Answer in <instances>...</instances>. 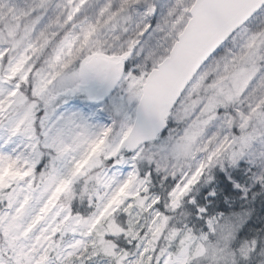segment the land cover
Listing matches in <instances>:
<instances>
[{
  "label": "snow or ice",
  "instance_id": "obj_1",
  "mask_svg": "<svg viewBox=\"0 0 264 264\" xmlns=\"http://www.w3.org/2000/svg\"><path fill=\"white\" fill-rule=\"evenodd\" d=\"M0 264H264V0H0Z\"/></svg>",
  "mask_w": 264,
  "mask_h": 264
}]
</instances>
